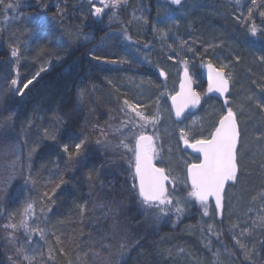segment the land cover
Wrapping results in <instances>:
<instances>
[{
	"label": "trees",
	"instance_id": "obj_1",
	"mask_svg": "<svg viewBox=\"0 0 264 264\" xmlns=\"http://www.w3.org/2000/svg\"><path fill=\"white\" fill-rule=\"evenodd\" d=\"M23 1L21 9L26 12L0 6V145L10 139L22 144L19 153L26 159L30 191L15 194L17 185L14 190L5 188L0 180V264H221L214 258L220 244L234 264H247L250 260L243 261L232 243L233 211L241 209L239 222L245 232L246 224L251 228L254 216L245 205L249 211L250 190L264 191V144L256 150L253 137L245 150L241 144L237 176L242 190L236 198L229 199L227 193L221 215L215 210L211 234L195 221L196 216L176 224L184 210L175 221L165 216L164 222L146 209L133 188L137 184L133 156L122 153V137L114 129L124 100L149 116L161 109L164 123L155 129L160 150L154 161L169 175L173 184L169 188L181 193L177 197L183 208V192L191 188L188 168L199 161L185 141H196L198 131L184 137L179 129L187 118L176 121L174 93L163 96L166 85L174 81L167 68L175 66L180 73L187 67L198 74L201 84L196 89L204 99L197 112L212 116L206 126L211 133L226 106L206 94L199 64L223 66L234 108L247 110L245 117L237 115L244 144L247 128L255 129L253 121L264 123V96L255 86L264 78V8L255 6L264 0H181L179 5L119 0L101 20L93 19L90 0ZM15 2L5 0V5ZM40 7L43 13L38 12ZM140 8L144 15L143 19L138 15L141 32L137 33L135 14ZM253 9L254 21L242 19ZM14 47L16 57L11 55ZM169 76L165 83L163 78ZM13 79L19 85L13 86ZM28 80L33 82L21 96L15 88L22 89ZM144 84L152 86L150 96L159 97L160 105L143 107L135 101L133 93ZM242 89H247L243 95ZM248 107H257L259 119L248 114ZM167 125L171 131L165 132ZM253 134L258 137L259 130ZM77 144H82L78 154ZM101 145L107 150H100ZM30 204L33 233L28 226L20 228ZM258 207L263 210L264 204L254 210ZM152 222H159V233ZM259 237L264 263V236Z\"/></svg>",
	"mask_w": 264,
	"mask_h": 264
},
{
	"label": "rangeland",
	"instance_id": "obj_2",
	"mask_svg": "<svg viewBox=\"0 0 264 264\" xmlns=\"http://www.w3.org/2000/svg\"><path fill=\"white\" fill-rule=\"evenodd\" d=\"M90 1H91V4H92V16H93V19L97 18V20H101L107 13H110V11H114L115 10V9H113L114 7L102 5L101 3L97 2V0H90ZM162 1H164V3H166V2L170 3V0H162ZM25 3L26 2H24L23 0L20 3V0H19V8H12V9H10V11L11 10H21V11H25L26 12V10L21 9L23 6L26 5ZM93 5H95V7H105V12L101 16H97L94 13ZM255 7H258L260 9L264 8V3L261 4V5H257ZM7 10H9V9H7ZM38 10H39L38 11L39 13H43L45 11L44 7H40V8H38ZM138 10H139L138 13L135 14V29H136L137 33H140L141 32V26H139L140 25V20L138 18V15H141L140 18L143 19L142 15H144V10H142L141 8L138 9ZM255 14H256V9H253L251 15L250 14L242 15V19H245L247 21H254V15ZM50 24H52V22H50ZM6 32H8V31H6ZM223 60L226 61L225 59H223ZM228 60L231 63L232 59H227V62H228ZM204 64L205 63H200L199 67L204 65ZM156 69H159V67H156ZM167 70L170 73V76L171 75L174 76V81L171 80V82L168 83V80H169L170 76L167 77V79L163 78V81L165 83H168L166 85V86H168V88L166 89V92H165V94H163V96L164 95L168 96L171 93L175 94L178 91V86H179L180 79L179 80L176 79V76H179L181 74V72H182V71L180 73H179V71L177 72V68H175V66L168 67ZM191 71L193 73L191 72L190 74L192 75V77H193V79L195 81V84L200 86L201 82L199 81L198 74L194 73L193 70H191ZM256 85H257V90H258L257 93H260L261 95L264 96V78L262 77L261 79H259V81L256 82L255 86ZM236 88L237 87H235V89ZM152 89L153 88H152V86L150 84H144L141 87H139V89L136 91V93H133L135 95V101L140 103V104H143V107L144 106H146V107H150L151 106L153 108L154 105H160L161 104V99L159 97L156 96V98H155V97H152V95L150 96V91ZM24 90H26V89H24ZM246 90L247 89H245L243 91V89H242L241 90V94L242 95L245 94ZM205 91H206V88H205ZM231 92H232V86H231V90H230L229 96H231ZM174 94H173V96H174ZM253 95L258 96V94H256V93H253ZM247 98L249 99V97H247ZM227 101H228V103L225 104L226 109H225V111L223 113H226L228 108H232V110H233V108L235 106V105L233 106V101L231 100L230 97L227 99ZM248 101L252 105L253 98L251 97V100H248ZM132 106L136 107L137 111H139V112L141 111V113H143L144 116H147L149 121H153V120L155 121V123L143 124V128L137 127L135 129V134H139L140 132H143L144 134H149V135L153 136V143H154V147L156 149V153H155L153 159H157V157H158V150L157 149L160 150V148H159V143L160 142H158L159 133L155 129H156L157 125L164 123L163 120H162L163 116L161 115V109L160 110L157 109L155 111V112H158V114H156L154 112L153 116H149L150 114H146L144 109L139 108V107H137L135 105H132ZM158 108H159V106H158ZM234 109L236 111L235 110H233V111L235 113H237V115H238L239 112H241L242 116L245 117V114H243V112L246 113V111H247V110H245V108L240 106V107H236ZM120 110H121V117H120L119 122H117L115 124L114 131L116 132V134L119 137V139H120V137H122V140H120V142L124 141V144L128 145V147H124L121 144L120 148L122 149V153H127L129 156L130 155L133 156V164H134L135 154L133 152V147H134L135 141L132 139V136H133L134 133L131 130V127H132L131 125H128L127 127H124L123 125L129 119L136 120L138 124H141L143 122L140 121L135 116L134 113H130V110L125 109L124 104H122L120 106ZM248 111H250V112H248L249 115L251 113L252 116H255V118L259 119V115L261 113L259 112L257 107H255V108L254 107L253 108L252 107H250V108L248 107ZM223 115H221L220 117H222ZM213 116H214V114H213ZM217 116H218V114L216 115V117ZM238 117H237V119H238ZM186 118H187L186 119L187 121H186L185 126H182V127L179 128L180 130L183 129V132L185 134L184 137H187L186 133L190 134V133H194V132L198 131L196 134H194V136L196 137L195 139L210 138V133H209L210 130L206 131V129H207L206 126L209 125L208 123H210L209 120L212 118V116L211 117L204 116V115L202 116V115L198 114V112H197L195 114L188 115ZM261 122L262 121H253V125H251V128L255 127V129H252L253 132L250 131L249 128H247L248 137H247V141L244 144L242 143L243 137H242L241 124L239 122V124H240V141H239L238 155H237V157H238V168H240L239 152L241 151V144L243 145V150H245L246 149V143L248 144L249 138L252 139V137L254 139H257L258 145L256 147V150L258 149L259 146H261V143L264 144V127H263L264 123L261 124ZM244 126H246V125H244ZM163 127H164L163 130L165 132L171 131L169 129L168 125L167 126H163ZM214 129H215V125H213V128L211 129V133L213 132ZM255 130H259V133H260L258 135V137H257V135L255 136L256 138L254 137V134H253L255 132ZM0 133H1V131H0ZM14 144L17 145L18 148H19V151L22 152V144L17 142V141H14L12 139H10L9 141H7L5 143H2L0 145V180L2 178L4 179V181L1 183V186L3 185L6 188V185H8L9 186L8 188H13V186L17 185V188L15 190V194L18 193L19 195L25 196L26 193L29 194L30 187L27 185V183H28L27 179H29V178L26 177V174H25V170H26L27 166H25V163H24L26 159H24L25 157L23 156V153L20 154L18 152V155H19L20 159H19V162L16 164L15 168L9 166L11 164V162L16 159V155H17V153H14L13 150H11L12 146ZM81 147H82V144H81ZM99 148L102 151L107 150V149H105V147L103 145H101ZM115 148L116 147H109L110 150H114ZM80 162L82 163L83 161H80ZM81 163H79V164H81ZM241 181L242 180L239 181V177L237 176V179L235 181H232L227 186V188L225 190V193H224V196H225L224 197V203H225V200H226L227 193L229 194V199L232 196H233V198L237 197V193H239L242 190L240 185H239V183ZM18 187H19V189H18ZM170 188L168 187L167 189H168V193L174 197L173 198V203H172V205L167 206V215L160 216V218L158 219V220H162L164 222L167 220L166 217H172L173 220L175 221V217L177 215V212L175 210H173L175 208L174 200H175V197L181 195L179 190H177L176 188H173V189H175V191H172L173 189H170ZM13 190H14V188H13ZM251 191L252 190H250V192H249L250 200H248L249 211H247V204L245 205V210H246V212H249L252 216H254V221L252 222L251 228H249V229L247 228V224H246V232H245L244 225L242 224V222H239V217H240L239 213H241V209H240V211H238L237 207H236V210L234 208V211H233L234 214L233 215L236 218V222H233V233H232V236L234 237L235 240L232 243L240 251V255H241L240 257H241V259L243 261H245L246 258H248L250 260L249 262L245 261L247 264H264V263L260 262V259H261V250H260L261 245L259 243V241H260V237L259 236H264V220L259 219V217H264V209L263 210L259 209L261 207L260 206V207L256 208V210H254V207L257 204H264V191H263V188H258L257 191L256 190L252 191V193H251ZM190 192H191V188L189 190H187V192H186L187 194H184V192H183V197L184 198L188 197V193H190ZM252 202H254L253 203L254 205L252 204ZM252 205H253V209H252ZM145 207H146V209L150 210L154 214L158 213V208L156 206H152L153 209H152V207H149V206H146V205H145ZM32 209H33V206H32ZM223 209H224V207H223ZM183 210L185 212V214H184L185 218L183 216L182 220L181 219L176 220L175 221L176 224L181 223L183 220H188V219H186L187 216H189L191 218H194L196 216V218H194L195 221L197 220L196 222L199 225L200 224H202V226L204 225L206 228H208L207 231L211 232V234L213 233V231H214L213 223L214 222L212 221L213 220L212 216H214L213 214H214L215 210L217 212L219 211V208H216V206H215L213 201H211V200L208 201L207 214H205L204 206L201 205L199 203V201H197L194 197L184 200ZM243 210H244V208L242 207V211ZM243 212H245V211H243ZM33 216H34V210L31 211L30 213L25 214L24 218H23V220H22V222L20 224V228L26 230V227L28 226L30 231L33 233L35 227H33L32 224L30 223V221L32 220ZM203 217H205V218L206 217H210V218L209 219H204L203 222H202L201 219ZM255 222H256V224H255ZM25 223L27 225L26 227H25ZM151 224H152L153 229L155 230V232H158V229L160 228L159 222H152ZM30 231H29V233H30ZM30 235H33V234L30 233ZM219 247H220V250L217 251L218 254L216 256H214L215 261L217 260L218 262H221V264H234L231 255L226 252L225 247L222 244H220ZM220 256H221L222 260L218 259V257H220ZM213 264H215V263H213Z\"/></svg>",
	"mask_w": 264,
	"mask_h": 264
},
{
	"label": "snow or ice",
	"instance_id": "obj_3",
	"mask_svg": "<svg viewBox=\"0 0 264 264\" xmlns=\"http://www.w3.org/2000/svg\"><path fill=\"white\" fill-rule=\"evenodd\" d=\"M105 6L117 7L119 0H97ZM173 5H179L181 0H170ZM0 6H4L7 9L19 8V0L15 3H8L5 5V0H0ZM94 13L97 16H101L105 12V7H95L93 5ZM8 19H11L10 17ZM255 28H252V33L255 34ZM13 57L18 55V49L13 48L11 52ZM208 71V92H216L221 95L225 94L229 90V80L225 77L224 67H214L210 62L206 65ZM32 80H28L23 84V88L16 87L15 91L19 94H23V89H27ZM13 86L19 85L18 79L11 81ZM181 91L176 96L172 97L175 104V115L181 116L184 110L188 107H196L200 103V95L195 92L191 87V77L185 69V79L180 85ZM228 101L225 99V104ZM259 103V102H257ZM125 109L130 110V113H134L135 116L143 123L138 124L136 120L129 119L124 123V127L131 125L133 131L132 139L135 141L133 152L135 154L134 161V179L138 177V185L133 184V188L136 189L137 195L146 206H156L158 208L159 215H167V206L172 205L173 196L168 193L166 182L169 177L165 174V170L157 168L153 164V158L156 153V149L153 143V136L146 135L143 132L135 134L137 127L143 128V124L155 123V121H149L147 116L137 111L136 107H133L127 100L123 102ZM264 107V105H261ZM240 138V130L237 122V114L228 108L226 114L219 120L218 125L215 127L214 132L210 133V138L197 139L194 144L191 145L196 152L202 154V159L199 163H193L188 168V175L190 177L191 192L188 193V198L194 197L201 205L204 206L205 214H207L208 201L210 197H215L216 206L222 208V193L225 185L229 181H235L238 173L237 163V145ZM187 143V141H185ZM124 147H128L121 141ZM81 144L75 145L76 154L80 152ZM14 153H17L16 159L11 162L10 167L15 168L19 162V148L17 145L12 146ZM64 150L68 151V146H64ZM175 191V189H173ZM177 207L175 211L180 213L183 211L182 206H179L180 198L175 197ZM32 206L29 205L25 210L26 214L30 213ZM264 220V217H259ZM25 223V227H26ZM15 227V225H13Z\"/></svg>",
	"mask_w": 264,
	"mask_h": 264
},
{
	"label": "water",
	"instance_id": "obj_4",
	"mask_svg": "<svg viewBox=\"0 0 264 264\" xmlns=\"http://www.w3.org/2000/svg\"><path fill=\"white\" fill-rule=\"evenodd\" d=\"M206 65H207V64H205V65L202 66V73H201V75H202V78L205 79L206 84H207V94H208V95H211V96H215V97L219 98L220 100L225 101V99L227 98V96L229 95L230 90H231V84H230V81H229V90H228L227 93L221 95V94L216 93V92H208V71H207V67H206ZM212 65H213V64H212ZM213 66L216 67L215 65H213ZM185 69H187V73H188V75L191 77V87H192V89H193L195 92L199 93V91H197V89H196L195 82H194V80H193V78H192V76H191V74H190L189 69H188V68H185ZM185 69L183 70V73H182V75H181V81H180L179 89H178V92H177V93H179V92L181 91V89H180V85H181V83H182V82L184 81V79H185ZM225 77H226V75H225ZM226 78H227V77H226ZM227 79H228V78H227ZM228 80H229V79H228ZM177 93H176L174 96H176ZM199 95H200V97H201V99H200V103H199L196 107H188V108H186V109L184 110V112L182 113V115L179 116V117H177V116L175 115L176 108H175V104H174L173 100L171 99L172 110H173L174 117H175L176 121H179V122H180V121H183L188 113L193 114V113H196V112L200 109V107H201V105H202L203 98H202V96H201L200 93H199ZM237 122H238V120H237ZM238 126H239V123H238ZM239 130H240V127H239ZM146 135H149V134H146ZM239 139H240V138H239ZM192 144H194V143H191V144L186 143V144H185V147L188 148V149H189L194 155L200 156V158L202 159V154L196 152V150L193 149V148L191 147ZM238 146H239V142H238V145H237V151H238ZM153 164H154L157 168H160V167L154 162V160H153ZM165 174L167 175L166 172H165ZM167 176H168V175H167ZM168 177H169V176H168ZM188 177H189V175H188ZM189 180H190V177H189ZM136 181H137V185H138V177L136 178ZM168 182H169V180L166 182V187H167ZM230 182H231V181L227 182L226 185H225L224 191H223V193H222V203H223V195H224L225 189H226V187L228 186V184H229ZM210 199H213L214 202H215V197H214V196H213V197H210L209 200H210ZM215 203H216V202H215ZM217 208H218V207H217ZM221 209H222V208H219V213L221 212Z\"/></svg>",
	"mask_w": 264,
	"mask_h": 264
},
{
	"label": "bare ground",
	"instance_id": "obj_5",
	"mask_svg": "<svg viewBox=\"0 0 264 264\" xmlns=\"http://www.w3.org/2000/svg\"><path fill=\"white\" fill-rule=\"evenodd\" d=\"M226 75V74H225ZM231 84V83H230Z\"/></svg>",
	"mask_w": 264,
	"mask_h": 264
}]
</instances>
